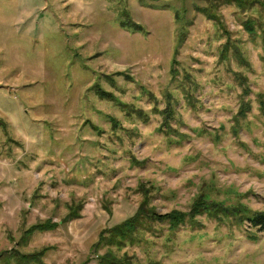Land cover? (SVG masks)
I'll return each instance as SVG.
<instances>
[{"label": "rangeland", "instance_id": "rangeland-1", "mask_svg": "<svg viewBox=\"0 0 264 264\" xmlns=\"http://www.w3.org/2000/svg\"><path fill=\"white\" fill-rule=\"evenodd\" d=\"M248 1L216 6V23L195 11L203 0H0V252L48 247L42 264H264V233L236 219L264 211V0ZM255 18L251 38L241 24ZM198 196L238 215L152 223L119 251L93 247L141 201L188 212ZM72 202L78 218L18 243Z\"/></svg>", "mask_w": 264, "mask_h": 264}, {"label": "trees", "instance_id": "trees-1", "mask_svg": "<svg viewBox=\"0 0 264 264\" xmlns=\"http://www.w3.org/2000/svg\"><path fill=\"white\" fill-rule=\"evenodd\" d=\"M205 6L198 7L195 6L194 9L196 12L202 14L208 20L218 23V19L216 14L213 12V9L216 6L227 5L232 3L236 6V8L240 10H245L248 7H252L251 1L248 0H203ZM264 9V7H262ZM260 18V17H259ZM259 18L255 19H247L244 20L241 24L243 30L250 35V37H254L255 26L259 28ZM178 21L182 20V17L179 16ZM118 25L122 30L129 31L132 33L146 34L144 30L133 24L127 23L123 20L118 21ZM261 36L260 42H262V50L264 52V24L263 28L260 29ZM183 32L179 33L178 42L182 40ZM93 93L99 99H106L109 101H113L118 103L117 100L114 99L112 95L107 92L102 91L99 88H94ZM259 111L260 113L264 111V101L262 97H259L258 100ZM122 105V104H120ZM247 105V104H245ZM122 107H125L122 105ZM125 109V108H124ZM162 116V122L160 125V131L165 135L166 131L169 129L168 121L170 120L171 110L167 106L163 111L159 112ZM243 106L239 109L238 118L240 115H243ZM261 115L264 116L263 113ZM114 122V121H113ZM82 204L80 202L76 203L72 202L66 205V213L64 217L60 220L59 223L51 222L49 219L44 220L41 223H36L30 226L29 229L22 233V236L19 239V244L22 245V241L26 240L33 233H43L47 231H53L60 225L70 222L78 218L79 211L81 210ZM204 215L209 218H213L218 220L220 217H224L225 215H238L234 209H229L223 207L221 204L209 202L205 198L198 196L193 200L188 212L176 211L172 210L168 213L158 214L151 207H147L143 201L136 208L135 212L122 222L113 225L107 229H104L97 236V241L94 244V248L98 247H114L115 250H120L125 245L134 244L140 233L145 230L152 223H165L168 225L170 229H174L183 224H189L194 222L195 217ZM237 222H247L249 227L256 229L257 232L264 233V211L262 212H250L248 216H244L241 220L236 217ZM253 239V238H251ZM48 247H43L39 251L30 254H22L18 253L17 250L11 249L0 252V264H42L43 257L45 253L49 250ZM98 264H135L130 261L128 258L122 257H114L113 255L101 256L96 258ZM152 264V263H149Z\"/></svg>", "mask_w": 264, "mask_h": 264}]
</instances>
